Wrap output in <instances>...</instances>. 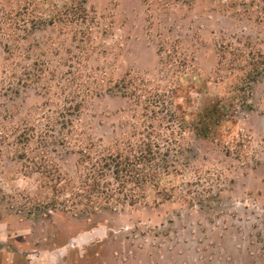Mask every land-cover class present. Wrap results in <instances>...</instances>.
Masks as SVG:
<instances>
[{
	"label": "rangeland",
	"instance_id": "obj_1",
	"mask_svg": "<svg viewBox=\"0 0 264 264\" xmlns=\"http://www.w3.org/2000/svg\"><path fill=\"white\" fill-rule=\"evenodd\" d=\"M36 2L35 15L56 16V11L65 12L62 6L69 0ZM224 3L86 0V22H55L31 31L28 25L27 31L17 33V54L10 55L2 35L9 34L7 22L23 15L27 1L0 0L4 134L14 128L19 133L48 128L59 140L70 128L68 119L73 128L93 137L112 128L138 127L140 109L133 98L100 91L69 105L67 94L125 74L138 79L159 74L158 48L163 44L171 49V39L178 35L177 50L187 60L181 67V84L190 97L185 108L198 112L206 103L219 102L225 114L207 139L185 136L194 159L182 179L190 182L193 173L199 174L202 180L192 191L201 201L174 198L157 205L117 207L90 219L48 206L49 175L39 174L25 155L17 158L32 151L2 145L0 264H264V67L253 81L238 83L241 72L230 64L218 66V49L226 38L243 41L250 35L245 54L264 59V23L246 22L229 13ZM32 18L25 15L24 20L31 23ZM38 69H44L39 80L32 76ZM79 101L77 112L63 110ZM52 149L59 153L52 155L51 164L72 172L77 157L59 143Z\"/></svg>",
	"mask_w": 264,
	"mask_h": 264
},
{
	"label": "trees",
	"instance_id": "obj_2",
	"mask_svg": "<svg viewBox=\"0 0 264 264\" xmlns=\"http://www.w3.org/2000/svg\"><path fill=\"white\" fill-rule=\"evenodd\" d=\"M26 1L23 15L16 22H5V30L9 31V34L2 36L8 43L5 51L10 55L17 54V33L21 30L31 31L38 26L52 25L55 22H67L74 26L86 22V0H69V3L62 6L65 12L56 11L60 14L56 16L46 13L37 16L36 0ZM224 2L222 6L232 15L244 18L246 22L252 21L261 25L264 23V0ZM25 15L33 17L31 23L24 20ZM28 25L31 27L26 30ZM249 37L250 35L245 36L243 41L238 38H226L223 46L218 49V66L227 68L230 64L232 68L235 67L234 70L241 72L240 76H237L238 83L253 81L264 67V59H249L245 54ZM180 38L178 35L171 39L174 45L169 50H166L163 44L159 46V64L162 67L155 76L138 79L136 76L125 74L117 81L109 80V84H94L91 81L94 86L82 85L84 91H78L77 95L73 92L71 95L69 90L70 94H67L69 105H72L77 97L82 100V97L98 95L100 91L133 98L137 100L140 109L138 127L135 125L131 128L127 125L129 128H112L93 137L83 129L73 128V123L68 119L66 124L70 128L65 129V136L58 138L60 141L56 140L48 128L39 131L23 130L20 133L14 128L5 134L0 130V149L4 144L14 151L27 147L26 152L32 151L31 155L17 154V158H23L25 155L39 174L49 175L48 184L52 199L48 206L76 216L85 215L90 219L104 210L117 207L142 206L149 203L157 205L174 198L186 203L201 201V195L195 198L192 191V187L202 180L199 174L193 173L194 177L190 182H184L182 179L186 170L192 167L191 160L194 159L185 136L188 133L207 139L212 128L222 125L225 114L219 102L206 103L198 112H190L185 108L190 104V97L188 89L181 84V67L187 64V60L183 56L185 54L177 50ZM41 73H44V69H38L32 76L39 80ZM194 76L197 78L198 75ZM33 77H29L30 81L34 80ZM76 81L78 80H75V83ZM80 101L75 102L72 107L67 105L63 110L68 115L73 111L77 112ZM12 134L14 135L10 141ZM32 141L34 144H30ZM55 143H59L60 147L66 148L77 157L72 172L61 170L55 163L51 164V158L54 162L52 155L59 153L52 149Z\"/></svg>",
	"mask_w": 264,
	"mask_h": 264
}]
</instances>
